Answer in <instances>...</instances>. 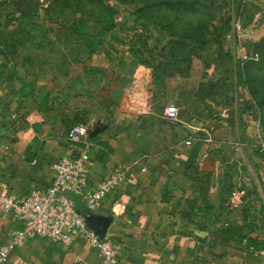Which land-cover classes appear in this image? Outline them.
Returning a JSON list of instances; mask_svg holds the SVG:
<instances>
[{"label":"crops","instance_id":"1","mask_svg":"<svg viewBox=\"0 0 264 264\" xmlns=\"http://www.w3.org/2000/svg\"><path fill=\"white\" fill-rule=\"evenodd\" d=\"M253 1L247 3L243 46L258 57L264 0L258 6ZM101 53L91 64L96 72L66 78L43 59L12 56L0 44V190L19 197L46 191L54 165L78 158L83 144L70 142L68 133L85 125L97 144L88 163L90 185L117 166L128 170V181L93 213L96 227L109 222L104 238L122 245L119 264H264V153L245 152L257 149L256 136L231 141L213 136V128L169 122L151 101L154 90L142 68L124 54L122 69L117 54L112 60ZM251 170L260 183L254 200L229 212L230 194L251 189ZM76 204L90 213L81 199ZM17 226L0 214V246ZM7 264L102 261L83 239L70 247L35 239L20 244Z\"/></svg>","mask_w":264,"mask_h":264},{"label":"rangeland","instance_id":"2","mask_svg":"<svg viewBox=\"0 0 264 264\" xmlns=\"http://www.w3.org/2000/svg\"><path fill=\"white\" fill-rule=\"evenodd\" d=\"M198 2V10L191 14L154 6L149 14L157 20L156 26L138 20L134 14L145 8L142 0H108L104 5L82 0L79 10L91 20L92 30L98 33L105 29L100 36L103 45L93 53L90 42L78 37L66 38L59 32V26L70 27L74 20L77 9L73 1L0 0V44H4L12 56L43 59L47 67L66 78L96 72L91 64L104 48L117 52L118 56L125 54L131 64L142 68L145 78L150 77L154 90L151 101L157 110L165 112L169 105H174L180 109V120L202 126L209 132L213 128V136L218 134L235 141L249 134L256 136L254 142L259 144L258 139L264 141L263 110L255 105L249 91L259 98L264 93V63L252 55L248 45L242 50L236 45L233 26L239 0ZM244 2L247 4L249 0ZM258 2L251 3L258 6ZM107 7L114 8L118 14L112 17ZM112 18L115 22H126L133 30L126 42L119 39L118 28L108 25ZM188 30L196 33L198 40L207 41L201 48L198 42L197 47L188 43L187 49L194 55L191 62L186 63L182 51L174 48L170 41ZM131 42L136 48L130 52ZM249 63L255 65L249 67L250 76L246 79L242 77L241 67L247 75L246 64ZM157 68L164 74L162 83L155 80ZM245 152L248 155L259 153L253 147ZM250 172L252 186L247 190L245 204L254 200L249 196L254 184L260 186L256 172Z\"/></svg>","mask_w":264,"mask_h":264},{"label":"built area","instance_id":"3","mask_svg":"<svg viewBox=\"0 0 264 264\" xmlns=\"http://www.w3.org/2000/svg\"><path fill=\"white\" fill-rule=\"evenodd\" d=\"M233 30L237 47L244 49L245 27L242 18H237ZM165 117L169 122H179L180 109L169 105ZM89 135L90 131L85 125L71 128L69 141L82 143L83 147L78 158H63L54 165L55 177L46 191H33L19 197L0 190V214L9 215L12 222L18 225L10 233V242L0 246V264H7L10 254L20 244L35 239H46L68 247L76 239H83L98 253L102 264H119L122 245L112 239L101 238L91 230L77 208L76 199H81L89 212L97 213L106 199L128 181V170L117 166L100 184L91 186L88 163L97 144L90 140ZM206 142L213 144L210 135H207ZM258 146L264 151V141H260ZM208 156L206 153L203 159ZM245 196V191L236 190L227 203L229 212L241 210Z\"/></svg>","mask_w":264,"mask_h":264},{"label":"trees","instance_id":"4","mask_svg":"<svg viewBox=\"0 0 264 264\" xmlns=\"http://www.w3.org/2000/svg\"><path fill=\"white\" fill-rule=\"evenodd\" d=\"M64 1L68 2V3L73 1L76 5L75 8L77 10L74 12V20H73L71 26L70 27L59 26V29H60L59 32L61 34H63L66 38L78 37L80 40H83L84 42L85 41L90 42L91 49H92L93 53L97 52L98 49L103 45L102 41L100 40V36L104 33L105 29L99 31L98 33H96L95 31L92 30L91 22H90L91 20L86 17V14L84 12L79 10V9H81L80 4H81L82 0H64ZM92 1H94L98 5H104L105 1H108V0H92ZM157 1H160V0H142V3H143V5H145V8L136 10V12H134V14L138 17V20L143 19L151 25L158 26L157 20H155V17L151 16V14H149L151 12V10L154 8V6H157L160 8L166 7L167 9L172 8L173 12L174 11L180 12L182 14H191L192 12L198 10V7L200 6L198 0H165L164 2H162L160 4H157ZM102 7H105V6H102ZM247 9H248V5L245 4L244 0H239V5L237 6V9H236V13H237L236 17L242 18L243 22L245 20L249 21L250 18H249ZM106 10L110 13V15L112 17L115 16L116 14H118L117 11L112 7H107ZM11 21H13V20H11ZM108 25L110 27H115V28L119 29V32L121 34V36H119V39H121L123 42H126V39L128 40L131 37V33L133 32V30L129 28V26L126 22H124V21H120V22L116 21L115 22L114 18H112L108 22ZM244 27H245V24H244ZM132 39L133 38H131V40ZM206 41L207 40L205 38H203V40H198V35L196 33L194 35L192 33V31L188 30V31H185L183 35H180L178 37V39H176V40L172 39L170 41V43H172V46L174 48L182 51L183 55L185 56L184 62L186 61V63H187L189 61L191 62V58L194 55L193 51H189L187 49L188 43H189V45L191 43V44L195 45V47H197V42H198V44L200 45V48H201V46H203L206 43ZM131 43H132V45H131L132 48L130 49V52L136 48V45H134L133 42H131ZM259 47L263 48L264 43H260V44L255 45V54L258 55V57L261 60V63H264V52H262V50L260 51ZM103 50L108 53V56L110 57V59L115 60L113 58V56L116 55L117 52H114L108 48H104ZM119 57L120 58H118V59H120L119 60L120 67L123 69L126 67V63H127L125 60L126 57L124 54H122ZM182 62H183V60H182ZM252 65H255V63L246 64V68H248V72H246L247 75L245 74V69H243L241 67L243 78L246 77V79H247V77L250 76L249 75L250 74L249 67H251ZM163 76H164L163 72H160V70L158 68L155 69L154 77L156 78L155 80L157 82L162 83L163 82ZM198 91L201 92L202 87H200V89ZM249 93H250V97H252L251 99H253L255 105L258 106L259 109L263 110V118L262 119H263V123H264V93L261 95V98L257 97V95H255L251 91H249ZM255 150L264 153V151L260 150L259 146L257 147V149L255 148ZM234 192H232L230 194V196ZM249 196L251 198H253V193L251 192L249 194ZM246 199H247V192H246V196H245V200Z\"/></svg>","mask_w":264,"mask_h":264},{"label":"water","instance_id":"5","mask_svg":"<svg viewBox=\"0 0 264 264\" xmlns=\"http://www.w3.org/2000/svg\"><path fill=\"white\" fill-rule=\"evenodd\" d=\"M83 216L85 217V219L87 221L88 227L91 230L95 231L101 238H104V233H105V230L108 229L109 222L105 221V222L101 223L100 227L98 228V226L96 227V225L94 223L96 215H94L93 213L90 212L89 214H83Z\"/></svg>","mask_w":264,"mask_h":264}]
</instances>
